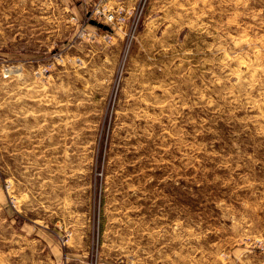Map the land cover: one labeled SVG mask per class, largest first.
Segmentation results:
<instances>
[{"label": "rangeland", "instance_id": "rangeland-1", "mask_svg": "<svg viewBox=\"0 0 264 264\" xmlns=\"http://www.w3.org/2000/svg\"><path fill=\"white\" fill-rule=\"evenodd\" d=\"M97 1L0 0V264H264V0Z\"/></svg>", "mask_w": 264, "mask_h": 264}, {"label": "built area", "instance_id": "built-area-1", "mask_svg": "<svg viewBox=\"0 0 264 264\" xmlns=\"http://www.w3.org/2000/svg\"><path fill=\"white\" fill-rule=\"evenodd\" d=\"M105 0H98L93 6L90 17L97 18L102 23L120 22L123 16L116 14L113 10L106 8Z\"/></svg>", "mask_w": 264, "mask_h": 264}, {"label": "water", "instance_id": "water-1", "mask_svg": "<svg viewBox=\"0 0 264 264\" xmlns=\"http://www.w3.org/2000/svg\"><path fill=\"white\" fill-rule=\"evenodd\" d=\"M90 22L93 24L99 25V26H103L104 28H108V26L106 24L100 23L94 19H91Z\"/></svg>", "mask_w": 264, "mask_h": 264}]
</instances>
